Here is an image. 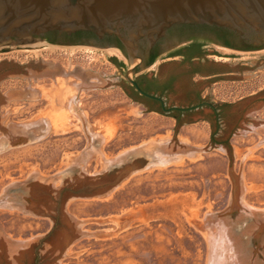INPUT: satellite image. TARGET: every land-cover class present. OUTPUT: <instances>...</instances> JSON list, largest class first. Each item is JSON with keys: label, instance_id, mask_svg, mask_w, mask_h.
Masks as SVG:
<instances>
[{"label": "rangeland", "instance_id": "374dc122", "mask_svg": "<svg viewBox=\"0 0 264 264\" xmlns=\"http://www.w3.org/2000/svg\"><path fill=\"white\" fill-rule=\"evenodd\" d=\"M32 43L0 42V264H264V50L166 44L130 76L206 103L167 113L121 50Z\"/></svg>", "mask_w": 264, "mask_h": 264}, {"label": "water", "instance_id": "95a60500", "mask_svg": "<svg viewBox=\"0 0 264 264\" xmlns=\"http://www.w3.org/2000/svg\"><path fill=\"white\" fill-rule=\"evenodd\" d=\"M180 25L226 29L244 43L260 46L264 0H0V42L34 43L51 32L115 37L120 47H112L121 50L131 66L128 81L145 97L160 101L167 113L198 106L166 108L161 97L143 91L130 73L147 67L145 59L158 43L160 53L175 43L177 38H168V32ZM135 170L128 169L126 177Z\"/></svg>", "mask_w": 264, "mask_h": 264}, {"label": "flooded vegetation", "instance_id": "af4514ba", "mask_svg": "<svg viewBox=\"0 0 264 264\" xmlns=\"http://www.w3.org/2000/svg\"><path fill=\"white\" fill-rule=\"evenodd\" d=\"M175 37L177 38L176 42H183V43H180L178 46L169 50V51H174L173 52L174 56L183 55L182 50L179 49L181 45H185L186 43L193 44L195 42H215L217 44H220L224 48H229L232 50L243 51V52H260L264 50V44H261L260 46H255L253 44L244 43L247 41L240 40L238 36L232 31L216 28V27L203 26V25H180L174 27L168 32V38H175ZM164 40H162L161 42H164ZM38 42H50L51 44H59L69 47H81V46H90V45L100 48H106V47L113 48L112 46L120 47V41L115 37L108 36L103 39H99L96 35L89 32H74V33L51 32L45 35ZM161 44L162 43H158L155 47L151 49L149 55L147 56L144 62V64L147 66L146 68H150L151 66H153L156 63L157 59L162 55V53H160ZM154 77H157L156 74L154 75ZM136 81L139 87L145 92H147L146 87L144 86L145 84H147V86H151L154 88L158 87L159 84L157 78H149L144 80L140 79ZM153 101L159 103L162 108V103L160 101L157 100H153ZM201 105H206V103H202L198 105V107Z\"/></svg>", "mask_w": 264, "mask_h": 264}, {"label": "bare ground", "instance_id": "6f19581e", "mask_svg": "<svg viewBox=\"0 0 264 264\" xmlns=\"http://www.w3.org/2000/svg\"><path fill=\"white\" fill-rule=\"evenodd\" d=\"M38 41H40V40H37L36 42H34V43H37ZM51 48H56V46H50ZM73 49V48H72ZM75 50H76V48H75ZM111 51H112V53L114 52V51H116V49H110ZM111 53V52H110ZM115 53V52H114ZM113 53V54H114ZM118 53V52H117ZM116 54V53H115ZM69 100V99H68ZM67 118V117H66ZM115 161V160H114Z\"/></svg>", "mask_w": 264, "mask_h": 264}]
</instances>
